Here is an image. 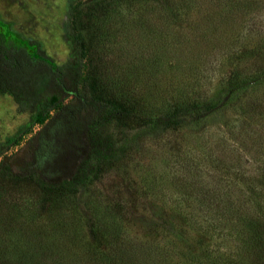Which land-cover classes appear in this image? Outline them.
<instances>
[{"label":"rangeland","instance_id":"obj_1","mask_svg":"<svg viewBox=\"0 0 264 264\" xmlns=\"http://www.w3.org/2000/svg\"><path fill=\"white\" fill-rule=\"evenodd\" d=\"M74 11L88 22L81 82L88 69L131 122L172 101L219 105L175 128L117 132L123 156L75 194L0 176V264H264V248L240 240L264 216V0H0V39L63 68ZM29 119L0 93V161L13 172L42 124L7 139Z\"/></svg>","mask_w":264,"mask_h":264},{"label":"trees","instance_id":"obj_2","mask_svg":"<svg viewBox=\"0 0 264 264\" xmlns=\"http://www.w3.org/2000/svg\"><path fill=\"white\" fill-rule=\"evenodd\" d=\"M90 13L86 12V16ZM71 14L76 20L69 21L70 59L63 68L49 64L47 60L51 58L44 59L42 54L34 58L25 47L8 46L0 39V93L11 95L21 109L30 113V119L7 142L15 144L35 124H42L25 142L24 170L13 172L5 158L0 161V176L33 185L47 198L53 194H75L82 185L99 178L108 165L118 161L125 144L118 142L117 132L136 126L140 130L146 126L154 130L175 128L201 119L219 105L217 100L172 101L162 116L131 122L130 113L106 96L101 84L89 81L88 69L81 82L89 48L77 31L80 25L84 26L83 22H88L79 19V11ZM258 170V184L264 186V164ZM255 217L260 224L255 220L245 221L250 227H245L240 240L246 238L249 248L259 252L264 248V216ZM114 237L117 242L119 237ZM97 239L101 244V239ZM117 252L119 259L118 248ZM211 264L221 263L211 260Z\"/></svg>","mask_w":264,"mask_h":264}]
</instances>
